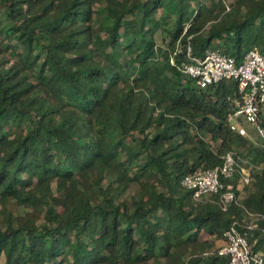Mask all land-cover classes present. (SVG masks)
<instances>
[{"label":"trees","instance_id":"1","mask_svg":"<svg viewBox=\"0 0 264 264\" xmlns=\"http://www.w3.org/2000/svg\"><path fill=\"white\" fill-rule=\"evenodd\" d=\"M189 44L264 54V0H0V264H228L235 220L264 254V137ZM231 149L258 166L223 178L239 200L195 199L184 175Z\"/></svg>","mask_w":264,"mask_h":264},{"label":"built area","instance_id":"2","mask_svg":"<svg viewBox=\"0 0 264 264\" xmlns=\"http://www.w3.org/2000/svg\"><path fill=\"white\" fill-rule=\"evenodd\" d=\"M227 9H230L227 3ZM191 45L187 47V56L190 61L183 60L179 67L195 79L196 85L202 88L225 78L238 80L239 96L235 99V110L229 114L233 130L247 134L248 129L244 122L252 123L257 131L264 137V128L260 121V111L264 104V54L257 48L246 51L241 62L235 55L226 53L218 48L208 49L203 57L191 55ZM172 62L175 59L171 58ZM243 119V121H242ZM233 149L224 155V162L215 167L187 173L182 179V185L193 191L195 199L218 193L225 189L223 178H231L239 172L242 182H251L255 163L246 160ZM258 167V166H257ZM220 196V205L226 209L232 200L238 201L229 183ZM255 218L258 215H253ZM239 221L235 220L224 231L225 245L219 250L220 254L229 256L228 264H264V254L255 250L247 232L242 230ZM249 226H257V222Z\"/></svg>","mask_w":264,"mask_h":264},{"label":"crops","instance_id":"3","mask_svg":"<svg viewBox=\"0 0 264 264\" xmlns=\"http://www.w3.org/2000/svg\"><path fill=\"white\" fill-rule=\"evenodd\" d=\"M211 195H213V194H210V195H207V196H205V197H210ZM214 198H211V200L212 201H214L215 202V204L216 205H220V199L218 200V201H215V200H213ZM221 206V205H220ZM225 243H226V241H225V238H219L217 241H216V244H217V246L221 249L222 248V246H224L225 245Z\"/></svg>","mask_w":264,"mask_h":264},{"label":"rangeland","instance_id":"4","mask_svg":"<svg viewBox=\"0 0 264 264\" xmlns=\"http://www.w3.org/2000/svg\"><path fill=\"white\" fill-rule=\"evenodd\" d=\"M227 1L231 2V1H233V0H227ZM157 38H158V41L160 42V40H161V35H158ZM244 124H245V126L247 127V129H248L249 131H250V128H254V130H255V126H254L252 123H250V122L245 123V122H244ZM253 134L255 135V133H253ZM254 139H257L256 136H254ZM248 161H250V160H248ZM54 187H55V186H54ZM54 187H53V188H54ZM243 193H244V192H242V194H241L242 196H243Z\"/></svg>","mask_w":264,"mask_h":264}]
</instances>
